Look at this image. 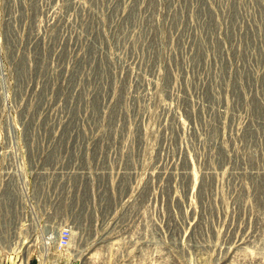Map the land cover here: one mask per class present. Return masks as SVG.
<instances>
[{
    "label": "rangeland",
    "instance_id": "1",
    "mask_svg": "<svg viewBox=\"0 0 264 264\" xmlns=\"http://www.w3.org/2000/svg\"><path fill=\"white\" fill-rule=\"evenodd\" d=\"M6 211L67 264H264V0H0Z\"/></svg>",
    "mask_w": 264,
    "mask_h": 264
},
{
    "label": "built area",
    "instance_id": "2",
    "mask_svg": "<svg viewBox=\"0 0 264 264\" xmlns=\"http://www.w3.org/2000/svg\"><path fill=\"white\" fill-rule=\"evenodd\" d=\"M10 212V206L6 207ZM7 213V215H6ZM0 222V260L11 264H67L72 251L71 228L40 237L17 236L14 217L6 211Z\"/></svg>",
    "mask_w": 264,
    "mask_h": 264
},
{
    "label": "bare ground",
    "instance_id": "3",
    "mask_svg": "<svg viewBox=\"0 0 264 264\" xmlns=\"http://www.w3.org/2000/svg\"><path fill=\"white\" fill-rule=\"evenodd\" d=\"M71 235H72V234H71ZM23 264H26V263H25V260H24Z\"/></svg>",
    "mask_w": 264,
    "mask_h": 264
}]
</instances>
